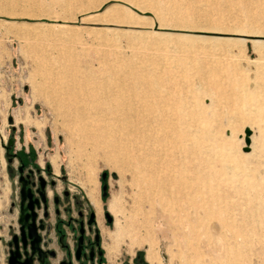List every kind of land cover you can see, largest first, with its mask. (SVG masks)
<instances>
[{"label": "rangeland", "instance_id": "obj_1", "mask_svg": "<svg viewBox=\"0 0 264 264\" xmlns=\"http://www.w3.org/2000/svg\"><path fill=\"white\" fill-rule=\"evenodd\" d=\"M128 1L0 0V234L14 217L12 139L42 160L45 148L65 186L92 192L98 210L107 187L113 264H150L148 252L151 264H264V0ZM51 67L95 83L99 129L124 114L130 133L165 141L169 156L138 151L137 175V161L82 144L49 95Z\"/></svg>", "mask_w": 264, "mask_h": 264}, {"label": "flooded vegetation", "instance_id": "obj_2", "mask_svg": "<svg viewBox=\"0 0 264 264\" xmlns=\"http://www.w3.org/2000/svg\"><path fill=\"white\" fill-rule=\"evenodd\" d=\"M13 146L9 139L6 170L15 189L14 217L0 234V264H113L116 258H108L103 237V229L113 223L109 211H101L106 195H101L99 210L93 205L97 214L88 197L65 186L54 166L33 148L13 151ZM25 225H32L33 254Z\"/></svg>", "mask_w": 264, "mask_h": 264}, {"label": "bare ground", "instance_id": "obj_3", "mask_svg": "<svg viewBox=\"0 0 264 264\" xmlns=\"http://www.w3.org/2000/svg\"><path fill=\"white\" fill-rule=\"evenodd\" d=\"M128 3L132 4L133 2L131 0H129ZM54 70L55 69H53V67H51L45 73V81H46L45 83L52 89V91L49 93V95L57 97L58 107H59L61 113L64 116H66L65 118L67 119V121L69 120V123L71 124L72 131L75 133V135L78 136L79 141L82 142V144L85 143L87 145H90L93 148L105 149L109 152V154L111 155V157L113 159L122 158L126 162L137 161V164H138L136 166L137 175L143 174V172L141 171V168H140L141 167L140 163L142 165H143V163H145V158H141L139 160L138 153H137L138 151L148 150L147 147L149 148V150H151V147H150V145H151V146H154L155 148L158 147L159 151L161 152V153H159L160 156L158 155L159 159H163V158H166L169 156V155H167L166 149H164L165 144H166L165 141L157 142L158 144L153 143V145H152V144H149L150 139L148 138V133H145V134L141 133L140 135H137L135 133H130L131 129L134 127L133 126L134 123L133 122L132 123H126V120H125L126 115H124V114H123L119 123L111 126L112 129L109 132L110 136L107 132H105V130L99 129L95 125L96 118L91 116L92 110H93V102H96V101L99 102L100 100H102L98 97L96 86H94L95 83L90 81L88 76L84 77L83 75H81L82 79H80L81 81H79L77 79L75 80L72 77V75L66 76V75H64L65 73H62L60 70H59V72H54ZM89 88H90V90L87 91ZM162 96H164V95H162ZM104 101L113 102L115 100L112 98L111 99L109 98L108 100L105 99ZM64 105H67L66 112H64V110H65L63 108ZM109 109H111V108H109ZM103 111H105V110H103ZM172 114L175 117V122L176 123L179 122V120H180L179 112L175 111ZM108 120H110V119H108ZM103 122H105V121H103ZM245 130H246L245 131V139H244V136H242L240 140L242 141L244 139V143H245L246 147L244 146L243 149L247 148L249 151V149H251L249 142L251 143L252 137L251 136L249 137V135H250L249 129L248 130L245 129ZM247 131L249 132L248 135L246 134ZM173 133L176 134V137H179V138H181L183 136V134L178 132V131L177 132L173 131ZM204 133H206V128L204 129ZM135 139L140 140V143H139L140 147L138 149H134V147L131 144L132 143L131 140H135ZM246 139L249 140L248 144H246V142H245ZM209 147L210 146L207 145L206 149ZM245 152H247V151H245ZM151 153H152V156H154L156 153H158V151H156L155 153H153V151H151ZM169 178H171V179L175 178L176 179L177 176L173 175V173L168 174L164 177V181L168 180ZM88 196H89V199L96 205V207H99L98 200L93 196V193L89 192ZM110 208H111V206H110ZM199 209L202 210L203 212H208L207 207H205V208L200 207ZM209 212L211 213V209L209 210ZM108 255H109V257L113 256V251L109 250ZM147 259H148L149 263L151 264L152 263V257H151L150 252H148V254H147Z\"/></svg>", "mask_w": 264, "mask_h": 264}, {"label": "water", "instance_id": "obj_4", "mask_svg": "<svg viewBox=\"0 0 264 264\" xmlns=\"http://www.w3.org/2000/svg\"><path fill=\"white\" fill-rule=\"evenodd\" d=\"M8 121L10 122L11 119L9 118ZM246 134L248 135L249 132L247 131ZM10 142H11V140H10ZM245 142H246V144H248L249 140L246 139ZM247 150H248L247 148L244 149V151H247ZM105 177H106V174H102L101 178H102L103 180L105 179ZM106 189H107V187H106L105 185H103V186H102V196H103V197H105V195H106ZM31 226H32V225H25V227L27 228V229H26V230H27V236H26V237H27L29 240H31V243H30V245H29V251L33 254V253L36 251V250H35L36 246L34 245V239L31 237ZM25 239H26V238H25ZM22 241H23V239H22ZM25 249H26V245L23 244V250H25ZM24 255H27V252H24ZM39 262L41 263L42 261L39 260ZM20 264H22V263H20Z\"/></svg>", "mask_w": 264, "mask_h": 264}, {"label": "crops", "instance_id": "obj_5", "mask_svg": "<svg viewBox=\"0 0 264 264\" xmlns=\"http://www.w3.org/2000/svg\"><path fill=\"white\" fill-rule=\"evenodd\" d=\"M25 147V149H27V146H24ZM33 148V150L38 154L39 152H38V147H35V146H33L32 147ZM45 148H42V151H41V153L43 154V156L45 157V160H47V161H49L50 163H51V160L49 159L50 158V156H49V153H46L45 152V150H44ZM51 165H52V163H51ZM96 195V194H95ZM87 197H88V195H87ZM89 198V197H88ZM97 198V197H96ZM88 200H90V199H88ZM91 201V200H90ZM101 202V201H100ZM91 203V202H90ZM92 204V203H91ZM92 206H93V204H92ZM94 207V206H93ZM95 208V207H94ZM102 209H103V206H102V202H101V211H102ZM95 210H96V212H97V214H101V213H99L98 212V210L95 208ZM128 264H131L130 262L128 263Z\"/></svg>", "mask_w": 264, "mask_h": 264}]
</instances>
